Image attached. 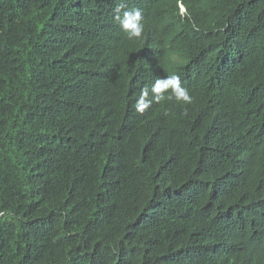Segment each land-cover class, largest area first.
Returning a JSON list of instances; mask_svg holds the SVG:
<instances>
[{
    "label": "trees",
    "instance_id": "1",
    "mask_svg": "<svg viewBox=\"0 0 264 264\" xmlns=\"http://www.w3.org/2000/svg\"><path fill=\"white\" fill-rule=\"evenodd\" d=\"M0 264H264V0H0Z\"/></svg>",
    "mask_w": 264,
    "mask_h": 264
},
{
    "label": "clouds",
    "instance_id": "2",
    "mask_svg": "<svg viewBox=\"0 0 264 264\" xmlns=\"http://www.w3.org/2000/svg\"><path fill=\"white\" fill-rule=\"evenodd\" d=\"M124 4L118 5L115 17L120 27L127 34L128 39H140L144 33L143 10L140 8H132L131 10L123 11L122 16L119 15ZM175 99L184 104H191L193 97L189 90L182 86L181 77L177 74H171L164 78H158L149 88L144 86L140 89L139 95L135 100V111L143 114L151 108L153 103H161Z\"/></svg>",
    "mask_w": 264,
    "mask_h": 264
},
{
    "label": "built area",
    "instance_id": "3",
    "mask_svg": "<svg viewBox=\"0 0 264 264\" xmlns=\"http://www.w3.org/2000/svg\"><path fill=\"white\" fill-rule=\"evenodd\" d=\"M180 12H181V14H184L185 13V9L183 7H180Z\"/></svg>",
    "mask_w": 264,
    "mask_h": 264
}]
</instances>
